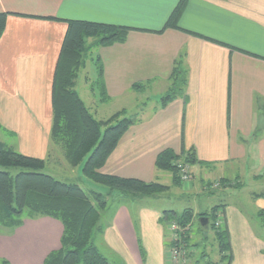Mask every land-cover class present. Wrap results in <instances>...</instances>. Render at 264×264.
Instances as JSON below:
<instances>
[{"label":"crops","instance_id":"0c3cea01","mask_svg":"<svg viewBox=\"0 0 264 264\" xmlns=\"http://www.w3.org/2000/svg\"><path fill=\"white\" fill-rule=\"evenodd\" d=\"M177 2L0 0V13L8 14L0 37V141L21 154L46 158L52 77L65 21L133 28L123 43L96 49L108 96L106 102L97 96L99 103L116 99L125 104L120 110H128L134 103L143 104L142 95L147 100L161 96L170 87L176 62L187 83L183 98L166 107L135 109L137 122L121 137L101 172L157 182L170 190L173 175L155 168L156 156L164 149L176 154L193 149L197 162L190 167V181L175 187L186 197L207 195L204 203L195 199V207L188 208L194 214L216 209L215 220L229 237V264H264V225L257 218L264 210V185L250 191L246 182V176L256 182L264 175V0H187L178 23L181 30L157 33ZM136 83L143 88L133 90ZM255 157L257 163L249 166ZM219 181L220 187L205 188ZM233 188H247L243 191L249 200H213L219 191ZM164 211L116 205L114 215L101 221L105 229L95 245L112 264H169L167 235L159 221ZM198 218L185 237L196 253L203 238L217 244L214 233L208 237L209 230L202 231ZM61 234L62 226L54 219L25 220L17 229L0 233V259L43 264L46 255L59 248ZM201 258L203 264L210 263L204 251ZM198 259L196 254L191 264Z\"/></svg>","mask_w":264,"mask_h":264},{"label":"trees","instance_id":"16d2710c","mask_svg":"<svg viewBox=\"0 0 264 264\" xmlns=\"http://www.w3.org/2000/svg\"><path fill=\"white\" fill-rule=\"evenodd\" d=\"M186 3L187 0H178L161 29L156 32L181 30L178 23ZM7 16L6 13H0V37ZM65 23L67 29L52 77L50 143L60 149L70 168L74 169L83 162L82 177L106 189L87 194L76 183L59 181L43 173L47 158L21 154L13 146L0 141V168L3 169L0 170V228L10 232L22 226L25 220L51 218L62 226L60 246L46 255L43 264H112L95 245V238L105 229L101 218L108 197L119 199L124 195L134 199L154 198L167 192L169 187L157 182H144L101 172L121 137L137 120L125 109L98 120L75 90L79 73L89 59L95 73L91 91L97 94L101 102L108 100L103 62L98 54L92 56V50L123 43L133 28L79 20H68ZM169 79L170 87L159 98L160 108L184 96L187 77L179 63L174 64ZM142 88L137 83L132 86L135 91ZM176 161H182L190 167L196 164L194 150L176 154L171 149H164L156 156L155 168L170 172L174 186L183 183L178 176ZM10 170H17V173L12 175ZM203 215L213 220L209 229L213 230L218 243L220 262L229 264V237L227 231L214 225L217 217L215 208L208 214H194L190 208L180 214L166 210L159 221L163 223L166 235L167 225L174 221L186 237L189 231H184V228L192 226V221ZM257 218L264 225V210L258 212ZM139 248L142 249L140 245ZM0 264L9 263L0 259Z\"/></svg>","mask_w":264,"mask_h":264},{"label":"rangeland","instance_id":"374dc122","mask_svg":"<svg viewBox=\"0 0 264 264\" xmlns=\"http://www.w3.org/2000/svg\"><path fill=\"white\" fill-rule=\"evenodd\" d=\"M90 41L91 40H89V42ZM96 54H97V50L96 49L92 50V56L94 57ZM94 78H95V73H94L93 64H91V62L88 59V62L85 68L82 69L79 73L78 79L76 81L75 90L77 91L81 100L84 102V105L89 109V111L94 115V117L98 120H103V119L108 118L110 115L117 112L118 110H120L122 105H125V104L124 103L122 104L121 101L117 102L116 99L112 100L108 104L99 103L97 95L90 93V90H89V88L91 87V84L94 81ZM145 96L146 95L141 96L142 99L140 103H143V104L134 103V105L130 106L131 108L126 110L129 113V115L133 116V113L137 110V108L144 109L145 107L151 108L155 106L156 104L159 105L160 96L158 97L156 95H150L148 100L146 99ZM47 155L48 157L46 156L47 160H46L43 173L50 175L59 181L68 182V183H76L87 194H89L91 191L100 192L106 189L102 187L101 185L93 183L89 180H86L84 177H82L81 168H82L83 162L74 169L70 168L69 165L66 163L65 159L63 158L60 149L58 147L53 146L51 143L48 148ZM257 161L258 160L255 157L252 161L248 162V165L250 166L252 162L257 163ZM0 170H3V169L0 168ZM10 173L13 175L17 173V170H10ZM246 177H247L246 182L248 185L247 187H248V190L250 191L251 190L256 191L257 186H260L261 184L264 185V175H261V177L259 178V181H256V182H254L253 178H251L250 176L249 177L246 176ZM249 178L250 180H248ZM211 184L210 183L207 184L205 188L211 189V187H213L214 184H216L215 187H217L220 185V181L219 183L212 182ZM244 189H247V188H244ZM244 189L243 188L242 189L233 188V189H228L226 191H223L221 193L219 191L216 195H213L212 197H213V200L216 201V203H222V204L225 202L226 203L228 202L233 203V202H238V201L246 202L249 200L250 196L248 192L244 193L243 191ZM223 195H225L226 197L225 199L222 198ZM206 196L207 195H199V196L194 195V196L186 197V195L182 194L181 189H178L175 186H170V190H168V192L159 194L155 196L154 198L134 199L133 197L126 198L124 195H122L121 198L119 199H113L112 197H108L107 207L102 213L101 220L105 218L106 216L108 217L113 216L115 209H116V205H118L119 203H120L119 205H125L126 207L134 211H137L139 207L144 206V207L158 208L159 210L161 209L162 211L171 209L180 214L184 209L188 207H195L194 206L195 199L198 202H200V204L204 203V201L206 200ZM195 223L197 224L196 221ZM166 230H167V227H166ZM4 231L6 232V230L0 228V233H4ZM212 235H213V230L209 229V233L207 234V236L209 237ZM211 240H212L211 237L203 238L200 241H198L197 239V241L199 242L198 253H196L197 251L192 250L191 253L188 255L189 259H187V262L185 264H191L196 254L199 257V259L197 260V262H199L198 264H203V261H201L202 260L201 255L203 254V251L208 255V258L210 259L209 264H223L220 262L221 255H220L219 249L217 248L218 243L212 244ZM169 241L170 240L168 239V237L165 236V242L169 244ZM210 244L213 246H209ZM194 264H197V263H194ZM204 264H207V263H204Z\"/></svg>","mask_w":264,"mask_h":264},{"label":"built area","instance_id":"2783aa9c","mask_svg":"<svg viewBox=\"0 0 264 264\" xmlns=\"http://www.w3.org/2000/svg\"><path fill=\"white\" fill-rule=\"evenodd\" d=\"M176 168L178 171V176L183 183L189 181L191 176L190 166L183 163L182 161H176ZM216 184H214V187ZM214 225L219 227V222L214 221ZM192 226H187L184 231H190ZM182 230L176 224V222H169L167 225V237L170 240L168 246V260L169 264H185L187 262L188 255L191 253V248L187 246L184 232L181 234ZM187 234V233H186Z\"/></svg>","mask_w":264,"mask_h":264},{"label":"water","instance_id":"95a60500","mask_svg":"<svg viewBox=\"0 0 264 264\" xmlns=\"http://www.w3.org/2000/svg\"><path fill=\"white\" fill-rule=\"evenodd\" d=\"M208 222L209 219L204 216H199L198 223L202 229L203 232H206L208 230Z\"/></svg>","mask_w":264,"mask_h":264}]
</instances>
